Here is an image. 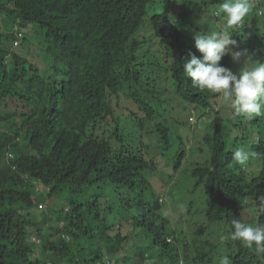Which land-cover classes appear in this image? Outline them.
<instances>
[{"label": "trees", "instance_id": "1", "mask_svg": "<svg viewBox=\"0 0 264 264\" xmlns=\"http://www.w3.org/2000/svg\"><path fill=\"white\" fill-rule=\"evenodd\" d=\"M212 3L0 0L6 20V27L0 25V264H143L149 249L154 264L215 263L219 242L197 239L194 250L181 251L175 240L168 241L174 233L167 221H157L156 196L153 206L146 202L153 187L144 171L155 163L140 148L144 130L165 148L176 135L181 143L191 141L192 121L168 114V92L195 114L215 113V130L203 139L209 158L192 170L209 202L199 217L205 214L212 225L225 222L222 233L233 232L232 220L244 222L249 202L255 209L250 224H264L257 199L264 194V132L245 142L254 154L250 171L232 167L226 138L233 118L213 109L220 94L194 87L183 72L189 53L201 55L193 40L201 28L193 17ZM253 9L244 26L231 31L240 52L264 63V1ZM16 24L28 33L41 29L42 40L33 42L37 53L14 49ZM220 63L234 62L227 54ZM187 153L180 152L177 168ZM61 194L64 207L48 206ZM139 230L148 245L134 250L132 233ZM235 245L234 251L229 244L231 264H264V256L242 241Z\"/></svg>", "mask_w": 264, "mask_h": 264}, {"label": "rangeland", "instance_id": "2", "mask_svg": "<svg viewBox=\"0 0 264 264\" xmlns=\"http://www.w3.org/2000/svg\"><path fill=\"white\" fill-rule=\"evenodd\" d=\"M261 1L264 0H249L251 5L250 15L255 12L253 9L256 5L260 4ZM207 12L203 14H199L197 17H193V21L196 25L201 28V31L210 32L217 30L220 27H223L225 24V20L222 16L219 22H214L211 19V11L214 8H219L217 5H211ZM264 10V9H262ZM260 13V12H259ZM264 13V12H263ZM254 17V16H253ZM252 17V18H253ZM2 23V25H1ZM0 25L6 27V20L0 15ZM264 25V24H263ZM15 30L20 29L19 24L14 26ZM31 32H26L25 30L20 29L19 33H22V36H19V45L14 43V49H17L20 53L28 54L29 51L33 50L37 53L38 49L33 45V42H38L42 40V31L39 27H34ZM18 34V33H17ZM18 36V35H17ZM25 37V38H24ZM24 39V40H23ZM233 39V35H232ZM29 41V44L27 43ZM32 43H31V42ZM234 51H240V47L237 46L233 49ZM230 55V54H229ZM249 60L245 54L241 56L240 62L230 64L226 67L230 68L234 73H239L241 67L244 62ZM168 87V83L165 84ZM170 97V112L168 114L171 117H179L181 120L192 121V118L195 119V123L190 122V136L191 141H185L181 143V136H173L172 144L169 148H165L163 143L160 142L158 136L153 133H149L144 130L145 134L143 140L141 141V150L143 151L145 158L149 161H154V167L150 169H146L144 171L145 177L149 180L150 185L153 187L152 192L146 193V202L148 205H154L153 197H159V202L161 204L160 209H157V221L159 223L167 221L168 230L173 231V240H175L181 251L185 247L193 248L196 247V243L199 242L197 239L201 241H207L208 239L213 243H220V249L214 253V262L213 264H218L219 258L222 255H229L232 251L229 249V244H231L232 249L236 250L235 240L231 238V231L223 232L225 228V222L213 223L210 224L206 218V211L208 206V197L206 194L205 187L202 185L200 187H196V178L192 175L193 168L197 165V163H201L205 158H209L210 152L206 148V144L203 143V139L205 134H208L214 128L213 120L215 119V113L212 110H207L205 112L203 110L200 113V110H197V114H195L191 109H185L182 100L173 92L169 93ZM220 103L217 109L213 108L215 111H220L223 116H230L233 113V109L230 105H226L223 98L218 100ZM203 115V116H202ZM227 125L226 122H224ZM5 126V124H3ZM231 125L235 126L232 128L231 132L227 139V147L228 152H235L238 148H246L248 147L245 142L249 139L252 143L259 137L260 132H264V115L262 116H235V118L231 121ZM126 126H129L126 125ZM4 127L0 124V129ZM140 134V133H139ZM185 134V133H184ZM246 140H243V139ZM200 149H198V148ZM182 150L188 151L185 159L182 161L183 164L180 168H177V161ZM14 157H9L8 161H11ZM232 167H239L238 164H233ZM245 171H250V159L246 163ZM259 167V165H256ZM130 191H122L120 195H126L130 197ZM64 198L65 195L61 194L60 196H55L48 201V206L52 205L54 207H64ZM163 199V201L161 200ZM64 204V205H63ZM135 204V203H133ZM241 205L243 207L246 206L245 202L241 201ZM47 203H44V209H46ZM135 208V206H134ZM205 211L204 216L199 217V210ZM35 213L37 217L40 215L41 208H35ZM156 212V211H155ZM154 212V213H155ZM134 213V210H133ZM192 214V216H191ZM255 215V209L252 207L251 203L248 202L247 206L244 209V223H251L250 221L254 220L253 216ZM191 216V217H190ZM217 224V225H216ZM139 233V234H138ZM133 232L132 245L134 250L139 247H144L148 245V238L146 237V233L142 230ZM138 235L136 238L135 236ZM156 246V245H154ZM156 249L158 247L156 246ZM150 255L144 261L143 264H154L155 257H152V252L149 249ZM181 260H184L181 257ZM186 263V262H185ZM167 264H172L168 263Z\"/></svg>", "mask_w": 264, "mask_h": 264}, {"label": "clouds", "instance_id": "3", "mask_svg": "<svg viewBox=\"0 0 264 264\" xmlns=\"http://www.w3.org/2000/svg\"><path fill=\"white\" fill-rule=\"evenodd\" d=\"M212 1V5H217L219 8H214L211 11V19L214 22H219L223 16L225 24L215 31L194 33V45L201 55L189 53L182 64L183 72L194 87L220 94L212 100L214 107H218L220 98L224 99L226 105L231 106L232 115H222L224 118L232 117L234 119V114L249 118L262 116L264 115V63L246 60L238 74L226 67L233 63L226 66L220 63L227 54L231 55L233 62L239 63L241 56L246 52V50L245 52L233 50L237 46V41L232 39L233 31L231 30L236 26L239 28L244 26L243 19L252 9L250 2L249 0H224L223 3ZM210 8L207 7L203 13ZM259 12L263 14L264 10ZM192 123H195L194 118H192ZM233 127L235 126H231V128ZM214 130L215 126L205 136ZM232 153L233 160L240 166L246 165L250 155H254L243 147ZM156 199L160 200L159 197ZM257 199L259 207L264 210V194ZM161 200L163 201L162 198ZM231 223L234 229L231 238L242 241L249 249H254L257 256H264V224L252 225L239 219H233ZM168 241H173V238H168ZM181 264H185V262L181 261ZM218 264H231V260L227 255H222Z\"/></svg>", "mask_w": 264, "mask_h": 264}, {"label": "built area", "instance_id": "4", "mask_svg": "<svg viewBox=\"0 0 264 264\" xmlns=\"http://www.w3.org/2000/svg\"><path fill=\"white\" fill-rule=\"evenodd\" d=\"M19 36H22V33H19V34H18V37H19ZM15 43H16V45H19V43H20V42H19V39H17ZM9 157H14V155H13L12 153H9V154H8V158H9ZM63 236H66L67 239H69V236H68V235H64V234H63ZM108 263H110L109 260H108ZM48 264H52V262L50 261V262H48Z\"/></svg>", "mask_w": 264, "mask_h": 264}]
</instances>
